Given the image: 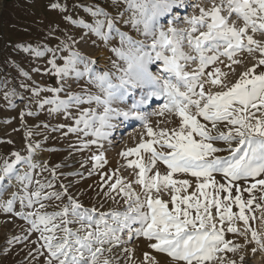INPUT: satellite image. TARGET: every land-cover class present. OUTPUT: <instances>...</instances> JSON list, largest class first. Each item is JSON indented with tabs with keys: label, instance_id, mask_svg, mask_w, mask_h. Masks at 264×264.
Wrapping results in <instances>:
<instances>
[{
	"label": "rangeland",
	"instance_id": "rangeland-1",
	"mask_svg": "<svg viewBox=\"0 0 264 264\" xmlns=\"http://www.w3.org/2000/svg\"><path fill=\"white\" fill-rule=\"evenodd\" d=\"M214 4L220 5L221 0H183L182 7H174L171 12L157 17L154 37L151 34L145 35L142 23H133L134 19L140 17L136 14V9L129 7V0H0V176L4 175L2 169L6 163L13 164L9 176L4 177L3 182H0V264H46L48 253L46 248L42 247L44 241L39 238L40 233L32 229L30 223L32 217L25 218L27 213L60 211L68 204L67 197L71 196L82 205L81 211L95 209L96 211L91 215L93 219L98 220L101 213L124 212L128 209L132 201H128L119 191L120 187L127 184H131L130 191L139 194L143 199V186L136 183L139 169L128 167L129 161L137 160L139 157L135 154L127 157L121 154L136 148L142 141L147 142L152 139L147 134V127L158 132L162 128L178 129L181 122V118L174 112L165 111L163 115L158 114L165 103L166 97L163 95L151 97L138 109L145 118H148L147 127L144 120L135 116L125 118L123 115H118L117 113L130 111L134 104H138L149 92L155 90L140 86L129 87L123 96L113 99L111 108L114 112L109 113L107 119V124L112 127L102 126L100 118L105 115L104 105L97 104L95 100L89 101L90 95H103L98 87L89 82L90 78L87 75L77 77L72 73L62 79L56 74V68L50 61L55 59L56 67H63L65 58L70 56L71 52H78L80 56L94 61L90 65L93 73L108 72L112 82L118 84L119 77L123 75L121 70L127 67L126 61L113 51V49L127 51V42L121 44V33L132 37L134 41L143 42L145 51L150 52L154 58L157 51L165 56L172 55L168 48L158 46L153 50L151 44L154 38H159L161 31L167 33L169 38H173V34L168 30L175 28V39L180 40L181 50L186 55L196 57V60L179 61L183 70L191 73L199 67L200 53L189 44V33L192 37H196L200 32H206L208 29L198 24L197 31L192 32V25L188 21L194 16H199L201 8L209 10ZM226 5L227 0H224L221 15L228 18L230 25L235 22L237 28L243 27L242 18H238L235 13L229 16ZM88 9L103 10L108 14V18L114 21L115 26L110 33L105 24L104 32L108 35L107 39L97 36L95 32L84 27V24L95 27L97 20H105L104 15L93 16ZM81 21L84 23L82 24ZM210 22V18H206V23ZM247 35L253 36L264 45V32H252L249 28ZM223 50L222 45L220 51ZM216 54L215 51L204 52L205 56ZM260 59H264V56L258 50L249 53L246 49L239 50L231 60L227 56H219L216 62L205 68L201 81H208L207 74L219 68L221 73L226 74L220 77L221 80L231 87L244 72L250 69L254 68V72L248 78L264 73V65L258 64ZM233 60L239 63H233ZM77 66L83 71V64ZM164 67L163 60L156 59L148 65L149 71L161 84L170 78L173 83L178 84L181 91H186L175 74L165 72ZM204 87L206 92L211 90L212 93L227 90L222 86H213L210 82H206ZM53 88H62V90L48 91ZM70 96H80L82 102L69 100ZM57 98L69 101L66 110L62 108L60 111H51L56 107L54 104L40 106L46 99ZM205 102L202 101V105ZM250 111L256 112L257 116L261 115L256 109ZM192 113L195 114L194 108ZM197 119L206 125L211 135H217L221 131L227 132L230 127L226 122H218L217 127L212 128L211 122L204 121L202 117ZM78 120L81 121L79 124H77ZM85 122L88 127H85ZM97 129L101 133L99 136L94 134ZM193 136L197 140L200 139L195 133ZM211 143L214 147L225 149L214 153V156L231 155L227 150L229 144L225 141L216 140ZM30 145L33 146V151L29 150ZM154 147L158 151H170L166 148L160 149L159 145ZM231 147H236L235 141L232 142ZM14 153H19L24 159L16 162ZM150 155L141 150L140 156L144 158L145 165L148 164ZM94 156H103L101 166H97ZM29 159L30 163L37 167L31 168ZM157 170L162 175L168 171L167 166L158 160L155 168L147 175L152 176ZM26 174L31 176V183L27 179H20ZM213 175L217 183L228 184V180L222 174L213 173ZM117 179H121L123 185L113 190L111 185ZM173 179H187L191 182V187L187 192L182 191L181 196L194 192L196 184L203 181V178L198 180L190 173H175ZM260 179H264V174L232 181V196L234 198L239 194L245 202L254 198L252 205L245 207V215L250 218L251 228L264 240V219H262L264 185L257 184ZM36 181L45 185L40 201L45 205L44 208L35 201V197L32 206H26L28 194L40 188V184ZM49 183L52 187L46 186ZM253 184H256V187L252 188L251 192L247 191ZM237 187L240 189L239 193ZM65 188L67 194L63 195ZM206 191L214 190L206 189ZM53 192L62 193L61 199H43L44 195ZM13 194L17 195V199L13 201L12 210L6 211L7 201L13 199ZM173 194V191L168 189L160 196L161 199L169 202L170 210L173 207L170 203ZM156 195L153 191V196ZM224 195L226 193H221V198ZM21 198H24V205L21 204ZM239 211V206L233 204L232 212L238 216ZM18 213H24L25 216ZM213 214L217 228H220L221 224L215 209ZM253 216L256 219H251ZM67 219L74 218L69 215ZM105 220L115 227L110 215H105ZM234 226L239 232H245L243 221L235 219ZM67 227L75 230L79 228V224L73 223ZM140 227L139 222L132 223V231L125 229L120 233L121 242L113 245L110 253L105 252L104 257L114 258V264H185L184 261L174 260L165 252L151 248L150 244L157 241L136 235ZM222 227L224 239L229 242V247L234 245L241 247L234 252L227 250L218 252L216 259L205 261L204 264H229L231 261H235V264H264V249L252 239L250 231L245 235L230 233L227 231L228 221H225ZM56 235L59 237L63 233L57 231ZM104 247L107 248L109 245L106 244ZM221 247L223 248V245ZM254 248L255 252L252 251ZM124 249L128 251L125 252ZM242 256L243 261H241Z\"/></svg>",
	"mask_w": 264,
	"mask_h": 264
},
{
	"label": "snow or ice",
	"instance_id": "snow-or-ice-1",
	"mask_svg": "<svg viewBox=\"0 0 264 264\" xmlns=\"http://www.w3.org/2000/svg\"><path fill=\"white\" fill-rule=\"evenodd\" d=\"M182 6L183 0H129V7L136 9V14L140 17V19H134L133 23H142L145 35L151 34L154 37L157 17L171 12L174 7ZM53 7H58V5H53ZM226 7L229 16L235 13L238 18H242L243 27L237 28L235 22L230 25L228 18L221 15L224 0H221L220 5L214 4L209 10L201 8L200 15L188 21L192 25V32L197 31L196 25L198 24L208 29L206 32H200L196 37H192L189 33V44L200 53L199 67L191 73L184 71L179 61L196 60V57L186 55L181 50L180 40L175 39V28L168 30L173 34V38H169L167 33L161 31L159 38H154L151 44L153 50L158 46L168 48L172 55L165 56L157 51L154 58L150 52L145 51L143 42L134 41L132 37L121 33V44L127 42V51L123 49H113V51L126 61L127 67L121 70L123 75L119 77L118 84L112 82L108 72L93 73L90 65L94 61L80 56L78 52H71L70 56L65 58L63 67L57 68L55 59L50 61L56 68V74L62 79L72 73H75L77 77L87 75L90 78L89 82L98 87L103 95H90L89 101L95 100L97 104L104 105L105 115L100 118L102 126L112 127L107 124V119L109 113L114 112L111 108L113 99L123 96L129 87L140 86L155 90L149 92L138 104H134L130 111L117 113L118 115H123L125 118L135 116L144 120L147 127L146 118L138 109L151 97L163 95L166 97L165 103L158 114L163 115L165 111L174 112L181 118V122L178 129L162 128L158 132L147 127V134L152 139L147 142L142 141L136 148L121 154L125 157L133 154L139 157L137 160L129 161L128 167L139 169L136 183L143 186L144 196L141 199L139 194L130 191L131 184L120 187L119 191L128 201H132L126 211L101 213L99 219L95 220L91 215L96 211L95 209L81 211L82 205L68 196V204L60 211L52 213L36 211L27 213L26 216L24 213H18L25 218L32 217L31 227L40 233L39 238L44 241L42 247L46 248L48 253L46 264H114V258L104 257V253H110L112 246L121 242L119 234L125 229L131 232V224L136 222L141 225L136 235H143L148 240L157 241L150 244L151 248L165 252L174 260L184 261L185 264H193V262L204 264L205 261L216 259L218 252L224 250L234 252L241 247L240 245L229 247V242L225 241L222 227L225 221L229 222L228 232L245 235L250 231L252 239L261 249H264V240L251 228L250 218L245 215V207L251 206L254 198L245 202L239 194L234 198L232 196V181L264 174V110H262L264 109V73L248 78L254 72V68L250 69L244 72L235 84L228 87L220 78L226 74L216 68L207 74L208 81H201L205 68L216 62L219 56H227L231 60L241 49H246L249 53L258 50L264 56V45L255 40L253 36L247 35L249 28L252 32H264V0H227ZM88 11L93 16L104 15L105 20H97L95 27L91 24H84V27L95 32L97 36L107 39L108 35L104 32L105 24L110 33L115 26L114 21L108 18V14L103 10L88 9ZM206 18H210L211 22L206 23ZM81 23L84 22L81 21ZM222 45L224 50L220 51ZM205 51H215L217 54L205 56ZM153 59L163 60L164 71L174 73L186 91H181L178 84L173 83L170 78L161 84L148 68ZM233 63H239V61L233 60ZM78 64L84 65L83 71L78 68ZM258 64L264 65V59H260ZM206 82H210L213 86L225 87L227 90L215 93L211 90L206 92L204 87ZM61 90L62 88L48 89L52 92ZM72 99H75L77 103L82 102L80 96H70L69 100ZM202 101L206 102L202 105ZM44 104H54L56 107L51 111H60L62 108L67 109L69 101L58 98L46 99L40 106L43 107ZM193 108L195 114L192 113ZM250 109H256L257 112H261V115L257 116L256 112ZM197 117L211 122L212 128H216L218 122H226L230 127L227 132L221 131L217 135H211L210 130ZM80 122L78 120L77 124ZM85 127H88L87 122H85ZM70 131H76V129H70ZM194 133L200 137L199 140L194 138ZM94 134L101 135L99 129ZM216 140H223L229 144L227 150L231 152L230 156L213 155L225 150L213 146L211 141ZM233 141L236 142V147H231ZM154 145L170 151H158ZM29 150L33 151V146L30 145ZM141 150L151 154L147 165L143 162L144 158L140 156ZM14 155L16 162L24 159L19 153H14ZM93 159L97 161V166H101L103 156H94ZM158 160L167 166V173L162 175L157 170L154 175L148 176L147 173L155 168ZM30 167L35 168L37 165L30 163ZM12 169L13 164H5L2 169L4 175L0 176V182H3L4 177L9 176ZM175 173H190L198 180L203 178V181L196 184L194 192L181 196L182 191L187 192V189L191 187V182L187 179H173ZM213 173L222 174L228 180V184L217 183ZM20 179H27L31 183V176L27 174ZM36 183L40 184L39 181ZM257 184L264 185V179L258 180ZM119 185H123L121 179H117L111 188L115 190ZM46 186L52 187L51 183ZM44 187L45 185L40 184L39 190L28 194L27 207L32 206L33 197L37 203H40ZM255 187L256 184H253L247 191L251 192ZM168 189L174 193L170 197V203L173 206L171 210L169 202L160 198ZM206 189L214 191L210 192ZM153 191L157 194L155 197ZM239 191L237 187V192ZM221 193H226V195L221 198ZM66 194L67 189L65 188L63 195ZM61 196L62 193L53 192L44 195L43 199L59 200ZM15 199L17 195L13 194V199L7 201L6 211L12 210ZM21 204L24 205V198H21ZM233 204L239 206L238 216L232 212ZM40 207L44 208L45 205L40 203ZM213 209L216 210V216L219 218L220 228H217L215 223ZM69 215L74 219H67ZM105 215L111 216L115 227L108 224ZM235 219L243 221L245 232H239L234 226ZM251 219H256V217L253 216ZM73 223L79 224V228L73 230L67 227ZM57 231L63 235L58 237ZM106 244L109 247L105 248ZM124 251L128 250L124 249ZM252 251L255 252L256 249ZM243 259L242 256L241 261ZM229 264H235V261Z\"/></svg>",
	"mask_w": 264,
	"mask_h": 264
},
{
	"label": "bare ground",
	"instance_id": "bare-ground-1",
	"mask_svg": "<svg viewBox=\"0 0 264 264\" xmlns=\"http://www.w3.org/2000/svg\"><path fill=\"white\" fill-rule=\"evenodd\" d=\"M152 117V116H151ZM146 119H148V118H146ZM150 119V118H149ZM150 121V120H149ZM153 122V121H152ZM153 124H155L154 122H153ZM149 125V124H148ZM158 127V126H157Z\"/></svg>",
	"mask_w": 264,
	"mask_h": 264
},
{
	"label": "trees",
	"instance_id": "trees-1",
	"mask_svg": "<svg viewBox=\"0 0 264 264\" xmlns=\"http://www.w3.org/2000/svg\"><path fill=\"white\" fill-rule=\"evenodd\" d=\"M9 1H11V0H9Z\"/></svg>",
	"mask_w": 264,
	"mask_h": 264
}]
</instances>
